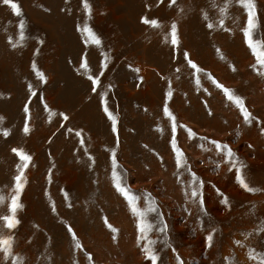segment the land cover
<instances>
[{"label": "rangeland", "instance_id": "rangeland-1", "mask_svg": "<svg viewBox=\"0 0 264 264\" xmlns=\"http://www.w3.org/2000/svg\"><path fill=\"white\" fill-rule=\"evenodd\" d=\"M16 3L19 16L0 0V217L17 195L22 160L13 149L31 161L19 223L9 229L0 219V236L13 238L0 264H152L146 248L157 264H261L264 67L245 34L247 8L237 0H87L90 10L84 0ZM254 5L259 42L264 0ZM218 85L243 98L251 122ZM113 153L138 208H158L147 213L150 232H140L115 187ZM241 171L255 191L241 185Z\"/></svg>", "mask_w": 264, "mask_h": 264}, {"label": "snow or ice", "instance_id": "snow-or-ice-1", "mask_svg": "<svg viewBox=\"0 0 264 264\" xmlns=\"http://www.w3.org/2000/svg\"><path fill=\"white\" fill-rule=\"evenodd\" d=\"M85 2V7L89 8L90 10V6L87 4V0H84ZM172 2L174 3L175 0H172ZM237 2L243 6L247 8L248 11V21H247V29H245V34L249 39V46L253 49L254 53L257 56V62L264 67V40H261L259 42H256L254 37H253V32L254 29L256 27L255 23H254V19H255V13L253 11L255 5H254V0H237ZM3 3L5 5L11 4L12 7L15 9V14L16 15H21V9L18 3H16V0H3ZM145 23H151L152 26L154 27H158L159 26V21L157 20H152V21H148L147 19H144ZM210 28L212 27L211 24L208 25ZM21 28H23V25L21 24ZM85 31L88 32L89 36L91 37V40L93 43L99 45L101 43V40L94 34L92 33L91 29L89 28H85ZM171 36H172V43L173 44H177L178 43V39H177V29H176V25L173 24L172 25V31H171ZM15 46V45H13ZM189 63L191 64V67L193 69H196L197 71H200V69L197 68V65L191 61H189ZM82 67H87L86 64H82ZM90 79H92L90 77ZM199 81H197L198 83ZM94 83H98V80H94ZM219 87H221L223 89V91L225 92V94L227 95L228 100L232 101L233 103H235L243 112L244 115V119L246 122H251L250 120V113L245 109L244 106V102H243V98L234 94V90L225 88L223 85H218ZM95 90V89H94ZM168 95L170 96L171 93L169 92ZM105 111L107 112V108H105ZM164 113L165 115L169 116L170 119H172L173 121V131L176 130V124H175V117L172 115V113L169 111L167 104H165L164 107ZM109 118L113 121V125L115 126V122H116V116L113 115L111 112H107ZM67 117H65L66 119ZM24 131L27 133L29 131V129L27 128V126L25 127ZM191 131V130H189ZM78 136H81V133H77ZM81 144L84 143L83 138H81ZM213 144H215L217 146V148L223 152L226 156V158L232 162L235 160V154L232 152V150L227 146V145H223L220 144L217 141H212ZM14 152H17L18 155L20 156L21 160H22V164H18L17 165V169L20 172L19 175H17L14 180H15V186L13 191H15L17 193L16 196L12 197L11 199V204H10V212L11 215L9 216H3L0 217V219H2L5 222V226L9 229H13L16 227V225L19 223L18 220H16L15 218V213L16 211L23 207L22 204L19 203V192L22 190L23 188V184L21 183L22 178H23V170L26 169L28 167V163L31 161V157L27 154H25L23 152V150L21 149H13ZM178 155H177V163L180 166H184L181 164V157H182V153H180V150L177 149ZM113 167H114V171H113V176H114V180H115V187L117 188V190L123 194L126 199L129 201L130 205L132 206V210L133 213L135 215H137L140 219V225H139V230L142 234L150 232L153 230V225L152 223L146 222V216L147 213H151V212H156L158 211L157 207H153L151 204L148 206V208L146 210L144 209H139L137 206V201L140 199L139 197L136 196L135 193L131 192V189L128 188L127 186H125L123 184V179L122 176L118 175L115 171L116 169V160H115V154L113 153ZM232 167H236V163H232ZM243 167V165L241 164V168ZM239 180L241 185L248 191H255V189L251 188L246 179L244 178V174L241 171L240 176H239ZM197 181L194 180L193 184H196ZM202 183V182H200ZM190 195L192 197H198L200 195V193L198 192L196 187H193ZM4 202V197L0 196V203ZM225 204H227V197L224 198L223 201ZM200 203H203V200L201 198ZM111 228V225H108ZM113 231H116L115 229H112ZM159 231L164 232L165 231V227H161L159 229ZM12 237H3L0 236V251H3L6 254H11V246H12ZM208 241L210 242L212 240V236L209 235L207 237ZM149 243H154V241H149ZM239 243V242H237ZM79 247V245H77ZM145 252L147 254V258L149 260L152 261V264H157L158 262V256L156 254V252L152 249V248H146ZM182 264V262H181ZM261 264H264V254H262L261 256Z\"/></svg>", "mask_w": 264, "mask_h": 264}]
</instances>
